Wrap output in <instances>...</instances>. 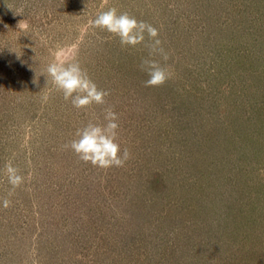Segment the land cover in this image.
<instances>
[{"label": "rangeland", "instance_id": "1", "mask_svg": "<svg viewBox=\"0 0 264 264\" xmlns=\"http://www.w3.org/2000/svg\"><path fill=\"white\" fill-rule=\"evenodd\" d=\"M112 7L158 29L165 84L147 33L90 24ZM57 56L106 103L46 84ZM109 107L131 158L99 168L65 145ZM0 264H264V0H0Z\"/></svg>", "mask_w": 264, "mask_h": 264}, {"label": "clouds", "instance_id": "2", "mask_svg": "<svg viewBox=\"0 0 264 264\" xmlns=\"http://www.w3.org/2000/svg\"><path fill=\"white\" fill-rule=\"evenodd\" d=\"M90 24L118 36L122 46L135 47L143 43L145 33H147L151 40L146 45L149 53L148 57L143 58L140 64L141 71L146 72L149 77L145 81V86H161L171 79L172 73L154 58L159 55L165 62L169 59L162 47V41L158 39L156 27L137 20L128 12H120L115 7L99 12L96 18L90 21ZM21 27L19 23L18 28ZM23 30L26 31V28ZM15 52L19 58L21 54ZM41 74L46 76V84L50 77L56 89L63 93L64 99L70 101L72 106L77 109H84L92 104L104 105L106 103L105 97L109 93L97 86L79 62H65L57 56ZM33 83L38 86V79H34ZM43 99L47 101V95ZM104 121L103 123L89 121L85 127L77 129L75 134L77 138L65 147H70L82 161L90 162L93 166L99 168L122 167L131 158V153L127 149L121 152L120 144L117 142L118 114L111 107L106 108ZM6 170L9 174V182L13 187H18L22 183V178L16 174L17 170L11 165H6ZM4 204L7 207L8 201L6 200Z\"/></svg>", "mask_w": 264, "mask_h": 264}]
</instances>
